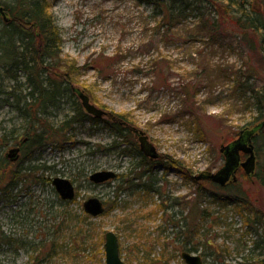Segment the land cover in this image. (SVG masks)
<instances>
[{
  "label": "rangeland",
  "instance_id": "obj_1",
  "mask_svg": "<svg viewBox=\"0 0 264 264\" xmlns=\"http://www.w3.org/2000/svg\"><path fill=\"white\" fill-rule=\"evenodd\" d=\"M49 7L63 39L62 54L55 62L68 60L80 67L77 74L70 76L74 80L73 86L88 94L97 107L123 116L134 128L145 132L159 153L179 162L181 169H187L190 175L215 172L224 165L220 152L222 145L237 139L241 126L256 115L254 108L246 105L247 96L233 93V76L212 80L211 83L210 79L203 82L196 99L207 100L211 96L212 100L199 109L197 123H201L200 129L187 116L177 119L171 115L174 116L171 120L165 116L184 107L177 94L181 75L183 70L194 72L202 60H212L223 67L240 68L249 59V64H254L257 71L250 83L254 88H261L264 84V64L246 49L245 43L233 33H224L228 37L222 41L224 47L208 49L204 56H200L198 51L206 49L203 43L186 40L189 33L183 31L171 32L168 38L162 32L153 31L154 23L148 9L134 0H49ZM144 42H152L155 55L163 54L172 63V70L165 75L169 86L156 81L144 67L148 60L142 48ZM113 55L115 58L111 59ZM104 56L106 58L100 64L96 63L99 57ZM138 66L142 72L138 71ZM96 67L106 69L108 74L111 70L112 75L105 78ZM61 72L63 70L57 69L51 79L56 77L55 80H61ZM223 72L225 75L226 72ZM232 73L231 69L230 75ZM22 80L25 81L24 78ZM68 103L70 100H64L62 110L56 112L58 119H53L56 124H60L64 114L70 111ZM16 115L10 105H0V135L3 128L11 129L19 125ZM105 119L108 118L103 121H107ZM134 135L131 134L122 146L120 143L117 150L110 152V145L120 142L110 124L86 122L75 124L60 147L46 149L39 164L52 167V178L59 176L72 180L77 189L76 199L66 203L52 184L44 182L41 186L29 181L28 186L25 185L28 193L16 202L0 198V231L19 240L12 243L0 241V264H98L87 258L96 257L95 254L90 255L92 249L79 250L82 239L77 237V231L80 228L91 229L92 233L103 232L104 244L108 231L119 233L123 256H138L133 264H138L137 261L144 257L154 260L161 256V262L165 259L167 264H186L182 258L184 252L202 256L203 264H241L254 246L253 241L263 231L243 237L246 230L244 218L233 204L223 205L204 199L199 208V211L209 208L214 211V216H227L228 222L232 223L228 226L229 230L226 226L211 227L206 220L200 224L199 212L193 213V207L200 200L197 190L201 186L204 197L211 191L226 198L244 195L264 212V189L256 178H245L239 174L238 183L223 190L210 182L198 183L192 177L185 178L180 169H174L166 177L167 182H163L161 176L165 173L158 169L153 174L159 180L156 187H160L167 198L161 199L151 191L148 193L146 188L143 189L148 179L142 178L125 185L126 190L118 198L117 209L107 215L89 216L84 220V202L92 197L103 201L114 199V191L119 179H122L118 176L111 183L95 185L90 182L89 176L100 170H113L119 175H126L134 169L133 163H138V160H132L128 155L129 149L137 153L139 137ZM10 148L11 145H7L2 151L6 153ZM123 149L126 154L121 153ZM258 164H264L263 153L259 155ZM141 170L138 169V172ZM135 187H138L136 191ZM160 199L165 200L167 205L179 203L160 212ZM125 202L124 207L127 208L122 209ZM170 217L173 220L186 217V220L176 227L170 222ZM181 230L184 234L179 238ZM187 236L193 238H190L187 247L195 245L198 250H186L184 240ZM21 241L24 243L22 246ZM62 244L65 245L63 248ZM134 245L139 250L134 249ZM228 248L229 254L226 252ZM259 257L256 250L252 263ZM153 264L163 262L155 260Z\"/></svg>",
  "mask_w": 264,
  "mask_h": 264
},
{
  "label": "trees",
  "instance_id": "obj_2",
  "mask_svg": "<svg viewBox=\"0 0 264 264\" xmlns=\"http://www.w3.org/2000/svg\"><path fill=\"white\" fill-rule=\"evenodd\" d=\"M134 1L140 5H144L148 9L149 17L154 23L153 31L157 33L162 32L166 38L170 37L169 34L171 32L183 31L189 33L185 38L186 40L192 43H203V47L206 49L198 51L200 56H204L208 49L224 47L222 41L228 38L225 37L227 34L224 33H233L241 42L246 44V49H249V52L253 53L256 60L259 59L264 64V0ZM0 5L3 6L10 19L9 22H5L0 15V105H10L14 111L18 112L16 118L20 120L19 125H14L11 129L3 128V133L0 135V151L3 146L14 142V140H17L18 137L20 138L24 133L28 137V177L32 178L28 179V181L30 183L45 182L50 185L52 167L47 166L45 163H35L37 160L34 158L36 152L40 150L39 154L42 155L49 147L50 149L60 147L67 139L68 131L75 124H84L88 121L98 123V120L84 111L81 102L72 90L74 80L70 76L77 74L80 67H76V65L68 60L55 62V59L59 58L62 54L63 39L61 29L50 11L49 0H0ZM152 42H144L142 45L143 51L148 55V60L144 67L148 69L149 74L152 73L156 81H161L162 85L169 86L165 75L170 69L172 70L173 65L163 54L155 55ZM117 52L119 51L115 53ZM104 58L106 57H99L96 63L100 64ZM114 58L115 55L111 59ZM213 62L207 59L202 60V64H199V68L195 69L194 72L183 70L184 72L181 75L182 81L178 85L179 91L177 94L181 98L184 107L178 109L177 113H168L165 117L171 120L174 116L177 119L187 116L191 119L192 123H195V127L200 129L201 123H197V120L200 118L198 115L200 114L199 109L202 108L203 104H207V102L212 100L211 96H208L207 100L196 99L197 95L201 92L200 89L203 82L210 79L211 83L212 80L233 76V93L247 96L248 98L245 101L247 107H253L256 111V115L247 124L241 126L240 129L254 128L264 121V84L258 89L254 88L250 83L257 72L255 67H253L254 64L250 65L248 59L240 68H235L234 66L223 67L220 63ZM96 68L105 78L112 75L111 70L108 74L106 69ZM57 69L63 70L60 73L61 80H55L56 77L54 80L51 79L52 75L56 74ZM231 69L233 70V75H230ZM138 71L142 72L140 66H138ZM223 71L226 72L225 75ZM226 75L229 76L226 77ZM64 100L65 102L66 100H70L68 104L71 106V109L64 114L62 122L56 124L54 121L58 119L56 112L62 110V102ZM171 115L174 116L171 117ZM116 116L121 120L127 121L121 115ZM165 117L163 115L162 118L165 119ZM112 130L115 132L117 138L125 139L131 136L129 130L119 123H113ZM120 143L116 142L112 144L109 147V151L117 150L116 147ZM254 144L259 158L260 153L264 154V126L257 129ZM134 155H137L141 160H138V163H134V169H131L129 172L130 179H119L120 181L114 191V199L104 201L106 211L103 215H107L111 210L118 208V198L126 190L125 185L127 183L131 185V183L137 180L135 178L138 175V167L146 163V158H142L140 151H137ZM173 164L178 168H182L177 161H174ZM0 165L2 170L0 171V198H6L11 201L12 192L19 184L20 179H13L15 172L8 170V162L5 159L1 158ZM42 171V174L47 179H33L36 178L38 172ZM239 174L247 178L242 169L239 171ZM119 176L122 178L125 175ZM255 178L264 189V164H258ZM14 181L15 183H13ZM158 181V178L151 176L144 183L143 187L147 189L148 193L154 192L155 195H163L160 187H156ZM210 184L215 187L217 186L211 182ZM137 189L138 187H135L134 191ZM202 191H204L203 188L199 186L197 193L200 196V200L198 197V205L195 203L196 205L194 204L195 206L193 207V213L197 214L199 212L200 224H203L206 220L211 223V227L226 226L227 230H229L232 223L228 222L227 216H214V211H210L209 208H202L200 211L199 208L205 200L210 202L218 201L223 205L233 204L237 208L236 211L244 218L243 225L246 230L243 232V237L258 235L259 230L263 231L253 241L254 246L250 249L249 254L244 257V261L241 264H255V261L257 264H264V259H260V257L264 256V212L257 209L244 195H239V198L236 199L230 196L226 198V196L219 197L218 194L211 191L210 195L204 197ZM177 203L179 202L177 201L172 205H178ZM126 204L127 202L121 208H127L124 207ZM158 208L160 212L162 210L164 212L169 207L160 203ZM66 216L71 217V215L67 214ZM88 217L89 215H83L84 220ZM185 218L180 217L179 220H173L170 217L169 220L172 223L175 222L176 227H179V223L185 222ZM181 227L183 228V225ZM198 232L199 229L195 234ZM182 234H184V231L181 230L178 232V237L180 238ZM72 237L75 238L74 235ZM77 237H81L82 239L79 250L86 251L87 249H92L93 252L90 255L93 256L95 254L96 257L87 256V258L97 261L98 264H104L103 232L92 233L91 229L84 230L80 228L77 231ZM190 238L192 236H187L184 240L186 250L191 252L198 250V246L196 247L195 245L192 248L187 247L189 242H191ZM0 241L5 243L19 242L16 238L5 236L1 231ZM23 244L21 241V246ZM207 244L211 246L209 242ZM64 246L63 244L61 245L62 248ZM120 248L122 258L126 264H133L134 260H137L138 256L134 258L127 254L123 256L124 249L121 246ZM134 249L139 250L137 245H134ZM256 250L259 251L260 257L256 258L252 263ZM226 252L229 254L230 249H226ZM161 258L163 259L161 256L159 259L151 260L144 257V259L137 262L138 264H153V261L158 260L160 263L167 264L165 259L161 262Z\"/></svg>",
  "mask_w": 264,
  "mask_h": 264
},
{
  "label": "water",
  "instance_id": "obj_3",
  "mask_svg": "<svg viewBox=\"0 0 264 264\" xmlns=\"http://www.w3.org/2000/svg\"><path fill=\"white\" fill-rule=\"evenodd\" d=\"M0 14L6 22L9 21L8 14L5 12L4 8L0 6ZM74 91L81 98L83 106L85 109L95 115L97 118L102 117L107 114L104 110L97 108L94 104L90 102V98L86 95L80 88L74 87ZM264 126V121L258 124L252 129L243 130L240 137L228 145H222L220 152L225 156V164L217 172H202L194 179L200 180H210L220 186H225L230 181L237 180V171L242 167L245 173L251 177L257 166V157L255 153V146L252 142V138L255 135L257 129ZM135 134L139 137L141 148L151 159H158L160 154L158 153L156 147L149 142L148 136L145 132L140 131L136 128H132ZM17 152V149H13L10 153ZM241 152L247 154L248 157L242 162ZM116 173L113 171H98L90 176V181L95 184H102L109 180L116 178ZM52 185L55 190L63 200H73L75 198V186L67 178L55 177L52 180ZM85 213L91 215L92 217H98L105 212V207L102 200L98 197H92L85 201L84 203ZM105 254L106 264H125L120 255V242L117 234L113 231H108L105 235ZM183 259L187 264H202V258L198 255H192L188 252L183 253Z\"/></svg>",
  "mask_w": 264,
  "mask_h": 264
},
{
  "label": "flooded vegetation",
  "instance_id": "obj_4",
  "mask_svg": "<svg viewBox=\"0 0 264 264\" xmlns=\"http://www.w3.org/2000/svg\"><path fill=\"white\" fill-rule=\"evenodd\" d=\"M18 112H16L17 114ZM110 121H114L113 117H109ZM117 122V121H116ZM127 133V132H126ZM11 148L9 149L8 152L4 153L2 151V149H5V146L2 147L1 151H0V160L5 159V161L8 162V168L10 167L11 171H14L15 175L13 176V179H20L19 184L15 187V190L17 188H20L18 192H15V190L12 192V199L11 202H16L19 198L22 197L23 194L28 193V179H32L31 177H28V137L23 133V135L19 138H17V140H14V142H10ZM7 146V145H6ZM139 151L141 153L142 158H146V163H144V165L138 167V169H143L140 172H138L137 170V176L135 179H149L151 178V176H153L154 172H156L158 169H161V171H163V173H165L164 176H161V179L163 180V182H167L166 177L169 175V173H173L174 169H177V167L173 164V160L169 159V158H165V156H163L161 154V157L159 159L153 160L151 159L146 153L145 151L142 150L141 146L139 147ZM13 149H17V152L15 153H10L11 150ZM40 150L36 152V154L34 155V158H36L37 160L35 161V163L37 162V164H39V161L42 159V155L39 154ZM245 154H242V160H244L245 157H247V155H245V157L243 158ZM131 156V155H130ZM140 156V157H141ZM31 157V156H30ZM141 160V158H140ZM43 164V163H41ZM0 171L1 170V165H0ZM180 173L183 174V176L185 178H191L193 177V175H190L189 171L187 169H183L179 171ZM2 173V172H1ZM42 172H38V174L36 175V180L39 179H47L46 176H44ZM129 175V172L126 174ZM124 176L122 177V179H130V175L129 176ZM140 175V176H139ZM142 176V177H141ZM1 178V175H0ZM187 180V179H186ZM208 182V180H201L200 182ZM239 181V179H237V181H230L228 182L225 186L221 187V189H229L230 187H232L233 185L237 184ZM15 183V181L13 182ZM12 183V184H13ZM37 184H40L41 186L44 185L43 182H37ZM161 190V189H160ZM162 192V191H161ZM167 195H165L163 193V195L158 194V197L163 199V198H167ZM232 197V196H230ZM234 198H239V194L234 195ZM160 199V203H163L165 206L171 207L172 205H167V203L165 202V200H161ZM186 219V218H185ZM173 225H176L175 222L172 223Z\"/></svg>",
  "mask_w": 264,
  "mask_h": 264
}]
</instances>
